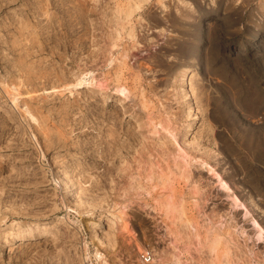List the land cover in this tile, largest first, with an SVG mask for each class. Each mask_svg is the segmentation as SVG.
<instances>
[{"label": "rangeland", "instance_id": "374dc122", "mask_svg": "<svg viewBox=\"0 0 264 264\" xmlns=\"http://www.w3.org/2000/svg\"><path fill=\"white\" fill-rule=\"evenodd\" d=\"M0 264H264V0H0Z\"/></svg>", "mask_w": 264, "mask_h": 264}, {"label": "built area", "instance_id": "2783aa9c", "mask_svg": "<svg viewBox=\"0 0 264 264\" xmlns=\"http://www.w3.org/2000/svg\"><path fill=\"white\" fill-rule=\"evenodd\" d=\"M140 259L143 263H148L151 259V255L148 252H141Z\"/></svg>", "mask_w": 264, "mask_h": 264}, {"label": "bare ground", "instance_id": "6f19581e", "mask_svg": "<svg viewBox=\"0 0 264 264\" xmlns=\"http://www.w3.org/2000/svg\"><path fill=\"white\" fill-rule=\"evenodd\" d=\"M190 87H191V88L193 87L192 84L190 85Z\"/></svg>", "mask_w": 264, "mask_h": 264}]
</instances>
